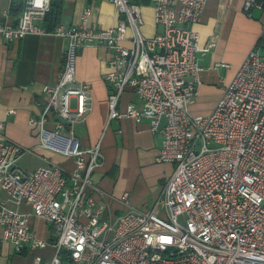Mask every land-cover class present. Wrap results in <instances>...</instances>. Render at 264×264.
<instances>
[{"label": "built area", "instance_id": "1", "mask_svg": "<svg viewBox=\"0 0 264 264\" xmlns=\"http://www.w3.org/2000/svg\"><path fill=\"white\" fill-rule=\"evenodd\" d=\"M108 2L119 18L99 28L89 25L93 9L87 7L79 23H57L47 31L39 22L50 0H23L16 23L0 20V43L27 33L67 39L58 80L42 86L45 102L29 123L38 126L42 145L74 161L68 171L56 164L22 169L18 159L26 149L0 135V186L8 201L29 204L33 216L50 223L49 237L39 238L28 214L2 200V240L17 254H31V264H264V27L212 110L193 115L188 103L199 82L198 54L214 41L200 46L189 25L199 20L206 0H151L154 23L161 28L151 36L141 31L138 3ZM253 8H264V0H243L248 16ZM87 44L111 53L104 76L106 123L122 116L146 119L161 137L155 160L173 165L151 209L134 208L124 192L120 201L126 210L105 216L88 191L101 145L80 147L73 130L91 110L89 85L75 75V51ZM126 87L139 105L129 102L120 111ZM50 113L69 122L68 137L59 135L60 121L52 131L44 128Z\"/></svg>", "mask_w": 264, "mask_h": 264}, {"label": "crops", "instance_id": "2", "mask_svg": "<svg viewBox=\"0 0 264 264\" xmlns=\"http://www.w3.org/2000/svg\"><path fill=\"white\" fill-rule=\"evenodd\" d=\"M132 1L140 5L142 33L151 36L159 31L160 26L154 23L151 0ZM10 5L11 0H0V20L14 24L20 10L11 11ZM57 5L56 21L39 22L44 28L47 22L49 25L53 22L77 24L87 7L93 9L88 23L94 28L113 24L119 18L116 8L108 0H59ZM189 27L198 33L200 46L211 39L214 41V46L207 52L198 54L199 82L195 84L196 93L188 103L191 114H207L247 51L257 44L264 27V8H253L248 16L243 10V0H206L199 20ZM66 45V38L51 33H27L7 44L0 43V120L3 122L0 135L26 149L18 159L22 169L32 170L53 164L65 171L74 167L72 156L42 145L38 126L29 123L30 118L39 117L45 102L42 86L58 80ZM110 55V51L95 44H87L75 51V75L89 85L91 110L84 119L73 124L74 136L83 148L100 141L102 157L91 174L93 187L88 191L102 207L105 216L126 210L127 206L120 201L124 192L128 204L134 208L151 209L160 186L173 169L171 163L155 160L161 137L158 132L150 130L146 119L135 122L122 116L106 123L109 84L104 76ZM219 62L228 63V67H222ZM129 102L139 105L133 90L126 87L119 98V110L123 111ZM75 104V99L71 98L70 105ZM56 120L55 114H48L44 128L54 130ZM58 133L61 137H68V124L63 123ZM2 200L9 207L28 214L35 236L49 237L50 223L33 216L29 204L8 201L7 192L0 186V202ZM37 252L40 251H34ZM31 257V254H17L9 242L2 240L0 225V264H31Z\"/></svg>", "mask_w": 264, "mask_h": 264}, {"label": "trees", "instance_id": "3", "mask_svg": "<svg viewBox=\"0 0 264 264\" xmlns=\"http://www.w3.org/2000/svg\"><path fill=\"white\" fill-rule=\"evenodd\" d=\"M59 0H50L48 11L45 13L43 21H56V16L58 14V5L57 2ZM23 0H11L10 10L11 11H17L22 9ZM56 25V23H52V25H49L47 22L46 30H52L53 27ZM261 48H264V45L261 46Z\"/></svg>", "mask_w": 264, "mask_h": 264}, {"label": "water", "instance_id": "4", "mask_svg": "<svg viewBox=\"0 0 264 264\" xmlns=\"http://www.w3.org/2000/svg\"><path fill=\"white\" fill-rule=\"evenodd\" d=\"M55 118L60 121L61 123H64V124H68L69 122H67L66 120L62 119L60 116L58 115H55Z\"/></svg>", "mask_w": 264, "mask_h": 264}, {"label": "rangeland", "instance_id": "5", "mask_svg": "<svg viewBox=\"0 0 264 264\" xmlns=\"http://www.w3.org/2000/svg\"><path fill=\"white\" fill-rule=\"evenodd\" d=\"M260 52L264 54V48H260Z\"/></svg>", "mask_w": 264, "mask_h": 264}]
</instances>
